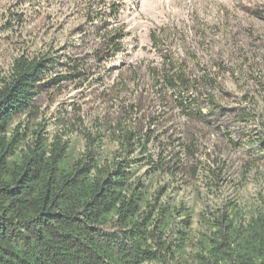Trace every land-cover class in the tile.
<instances>
[{
    "label": "rangeland",
    "instance_id": "374dc122",
    "mask_svg": "<svg viewBox=\"0 0 264 264\" xmlns=\"http://www.w3.org/2000/svg\"><path fill=\"white\" fill-rule=\"evenodd\" d=\"M116 32L123 47L112 55ZM40 53L51 68L34 112L12 128L28 142L65 141L72 156L89 133L107 157L123 150V131L152 133L146 148L125 151L134 149L144 206L174 212L167 234L185 241L181 264H199L223 213L248 224L264 212V0H0V87L17 57ZM166 58L199 79L191 94L203 116L158 84ZM180 159L181 169L161 170Z\"/></svg>",
    "mask_w": 264,
    "mask_h": 264
},
{
    "label": "trees",
    "instance_id": "16d2710c",
    "mask_svg": "<svg viewBox=\"0 0 264 264\" xmlns=\"http://www.w3.org/2000/svg\"><path fill=\"white\" fill-rule=\"evenodd\" d=\"M122 37H111L112 55L123 47ZM52 62L46 53L21 55L0 87V264H181L185 241L180 236L174 243L167 234L174 212L144 206L146 185L134 177V149L125 151L137 143L146 148L152 133L123 131V150L113 157L99 155V140L89 133L86 149L72 156L65 141L28 142L12 128L17 115L34 112L37 85ZM155 78L163 90L179 92L182 112L203 116L191 94L201 83L188 66L166 58ZM179 162L159 164L173 173ZM216 226L211 244L196 256L199 264H264V212L248 224L223 213Z\"/></svg>",
    "mask_w": 264,
    "mask_h": 264
}]
</instances>
